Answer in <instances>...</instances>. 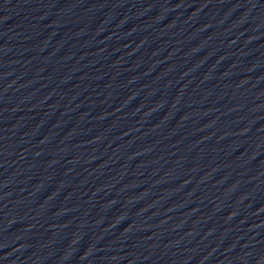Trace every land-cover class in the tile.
I'll use <instances>...</instances> for the list:
<instances>
[{
  "label": "water",
  "instance_id": "1",
  "mask_svg": "<svg viewBox=\"0 0 264 264\" xmlns=\"http://www.w3.org/2000/svg\"><path fill=\"white\" fill-rule=\"evenodd\" d=\"M0 264H264V0H0Z\"/></svg>",
  "mask_w": 264,
  "mask_h": 264
}]
</instances>
